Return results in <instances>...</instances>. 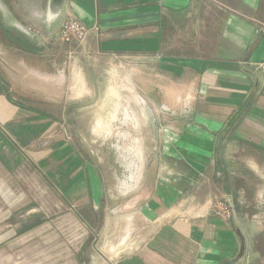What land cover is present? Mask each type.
<instances>
[{
	"label": "crops",
	"instance_id": "obj_1",
	"mask_svg": "<svg viewBox=\"0 0 264 264\" xmlns=\"http://www.w3.org/2000/svg\"><path fill=\"white\" fill-rule=\"evenodd\" d=\"M47 5L48 0H0V64L7 65L0 66V94L6 101L9 87L6 90L5 85L20 80L12 70L23 67L34 77L52 71L53 54L42 51L36 42L27 40L31 49L25 47L18 41L23 38L8 28L15 23L52 27L59 21L44 20ZM62 6L60 18L73 17L86 29V45L93 41L103 55L125 53L147 59L149 88L160 89V99L168 106L175 108L176 101L184 106L175 110L177 117L185 118L169 123L162 134L160 155L149 165L151 174L139 195L144 200L126 215L124 230L118 232L117 224L111 225L123 221L118 213L113 219H119L103 225L107 242L101 245L102 253L118 259L100 264H225L231 260L255 264L254 253L259 256L264 251L252 252L249 222L225 197L227 192L231 198L233 194L218 169L233 149L235 159H264V65H260L264 63V0H64ZM71 75L76 85V75ZM18 92L28 95L23 89ZM12 104L14 116L27 112L22 118L10 116L14 123L32 117L28 109ZM26 123L19 131L30 124ZM19 131L15 136L21 141L25 135ZM95 176L81 168L73 178L82 191L72 199L90 225L98 218L93 207L99 197L94 194L99 191ZM0 185L1 194L13 198L1 178ZM196 188H204L205 198L199 204L192 203ZM84 197L85 206L80 205ZM218 200L228 203L230 218L217 213ZM1 214L3 208L0 222ZM6 239V232H0L1 249ZM80 246L82 250L83 243ZM85 255L87 264H94L96 258Z\"/></svg>",
	"mask_w": 264,
	"mask_h": 264
},
{
	"label": "rangeland",
	"instance_id": "obj_2",
	"mask_svg": "<svg viewBox=\"0 0 264 264\" xmlns=\"http://www.w3.org/2000/svg\"><path fill=\"white\" fill-rule=\"evenodd\" d=\"M64 20L65 16L50 28L41 24L26 26L33 42L55 56L53 66L44 64L52 71L34 77L27 69L17 67L12 71L21 81L5 85L15 102L38 107L42 115L34 117L36 114L31 113L26 122L32 125L28 123L19 131L22 123H27L15 124L9 118L16 113L14 104L0 94V178L13 195L7 200L0 192V212L2 208L4 212L0 232L7 236L6 245L3 242L0 247V264H87L86 252L96 258L94 264L115 262L118 256L102 253L101 245L107 242L103 225L119 219H113L118 213L124 216L123 221L111 225L117 224L118 232L124 230L121 225L126 215L144 200L139 195L144 179L151 174L149 165L160 155L163 132L169 123L185 118L177 117L175 108L183 106L180 101H176L175 108L168 106L160 99V89L149 88L147 59L125 53L103 55L94 48L93 41L86 45V38L64 37L59 32ZM18 33L17 37L23 38L18 41L25 42ZM2 47L0 44V51ZM3 64L0 66L7 67ZM71 74L76 75V85H72ZM21 89L28 95L15 93ZM24 114L27 112L13 118ZM16 131L25 135L21 141ZM233 152L225 164L221 163L218 176L222 172L223 184L227 183V190L233 194L231 198L227 192L225 197L249 222L252 252L256 248L264 251V159L242 156L239 160ZM81 168L86 174L96 175L99 185L94 194L100 199L93 204L98 218L91 225L78 213V203L72 199L82 191L73 182ZM203 190H194L198 195L193 204L203 201ZM85 197L80 205H88ZM31 224L36 226L20 232ZM263 257L254 253L252 263L264 264Z\"/></svg>",
	"mask_w": 264,
	"mask_h": 264
},
{
	"label": "built area",
	"instance_id": "obj_3",
	"mask_svg": "<svg viewBox=\"0 0 264 264\" xmlns=\"http://www.w3.org/2000/svg\"><path fill=\"white\" fill-rule=\"evenodd\" d=\"M59 32L62 36L73 37L76 39L86 38V29L81 24L80 21L73 17L66 18L63 23H61L59 27ZM261 66L264 63L260 64ZM217 206L219 208L217 213H221L224 218H230L231 216V208H229L228 204L225 201L218 200Z\"/></svg>",
	"mask_w": 264,
	"mask_h": 264
},
{
	"label": "water",
	"instance_id": "obj_4",
	"mask_svg": "<svg viewBox=\"0 0 264 264\" xmlns=\"http://www.w3.org/2000/svg\"><path fill=\"white\" fill-rule=\"evenodd\" d=\"M63 3H64V0H48V5H47L48 11H47V13H45L44 20L49 22V24H51L56 19H58V21H59L60 16H61V9L63 7L62 6ZM8 28L10 29V31L13 30L12 32H15L14 33L15 35H16V33H18V32H16L15 28L21 29L23 32L21 31V33L19 32L18 34H22L24 38L33 42V40H32L33 37L30 35V33L27 30L25 25H23L21 23L20 24L15 23L14 26H8ZM233 262H234V260H231V261H227L225 264H232Z\"/></svg>",
	"mask_w": 264,
	"mask_h": 264
},
{
	"label": "trees",
	"instance_id": "obj_5",
	"mask_svg": "<svg viewBox=\"0 0 264 264\" xmlns=\"http://www.w3.org/2000/svg\"><path fill=\"white\" fill-rule=\"evenodd\" d=\"M8 35H10V34H8ZM11 36V35H10ZM13 38H15V37H13ZM26 40V41H25ZM24 41L25 42H23V45L25 46V47H27V48H29V45H28V43H27V39L26 38H24ZM29 49H31V48H29ZM7 97V100H9V101H11L12 103H14L15 101L14 100H12V97H10L9 95H7L6 96ZM15 104H17V106H19L20 108H24V109H28L29 111H31L32 113H34V114H36V115H42L41 113L39 114L37 111L38 110H40L38 107H37V109L36 108H32V107H28V106H26V105H21V104H19L18 102H15ZM44 115V114H43Z\"/></svg>",
	"mask_w": 264,
	"mask_h": 264
}]
</instances>
